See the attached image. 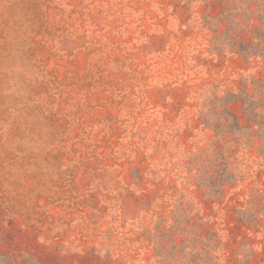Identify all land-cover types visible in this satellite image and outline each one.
Wrapping results in <instances>:
<instances>
[{"label":"rangeland","instance_id":"374dc122","mask_svg":"<svg viewBox=\"0 0 264 264\" xmlns=\"http://www.w3.org/2000/svg\"><path fill=\"white\" fill-rule=\"evenodd\" d=\"M229 7L264 16V0H0V264H178L160 233L179 208H264L259 141L228 157L223 198L191 181L202 100L264 68L210 49L204 16ZM221 235L230 264L243 238Z\"/></svg>","mask_w":264,"mask_h":264},{"label":"trees","instance_id":"16d2710c","mask_svg":"<svg viewBox=\"0 0 264 264\" xmlns=\"http://www.w3.org/2000/svg\"><path fill=\"white\" fill-rule=\"evenodd\" d=\"M230 9L221 20L211 12L204 16L203 26L214 32L210 49L246 65L260 58L264 67V16L256 21ZM233 83L221 92L218 87L209 91L201 102L199 124L213 133L198 162L191 163V181L210 202L216 196L223 198L237 179L230 155L259 141V154L264 156V68ZM176 218V223L162 230L159 240L178 264H218L217 251L222 250L225 258L221 232L226 229L229 238H243L230 264H264V208H231L220 215L179 208ZM259 243L261 248L256 247Z\"/></svg>","mask_w":264,"mask_h":264}]
</instances>
